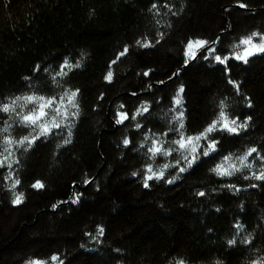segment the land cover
Instances as JSON below:
<instances>
[{
	"label": "trees",
	"instance_id": "obj_1",
	"mask_svg": "<svg viewBox=\"0 0 264 264\" xmlns=\"http://www.w3.org/2000/svg\"><path fill=\"white\" fill-rule=\"evenodd\" d=\"M253 33L264 0H0V103L35 93L69 112L22 148L5 137L36 134L33 105L0 111V264H264V53L236 59ZM221 111L246 127L211 133L189 166L179 131Z\"/></svg>",
	"mask_w": 264,
	"mask_h": 264
},
{
	"label": "snow or ice",
	"instance_id": "obj_2",
	"mask_svg": "<svg viewBox=\"0 0 264 264\" xmlns=\"http://www.w3.org/2000/svg\"><path fill=\"white\" fill-rule=\"evenodd\" d=\"M241 7H246V5H240ZM153 7H156V5H153ZM253 37H260L261 38V42L259 44H254L253 43ZM138 43H140L138 41ZM200 46H204L207 44V41H199L198 42ZM241 43H243L244 45H247L248 47L245 48L243 55L237 54L236 55V59L238 60H244L245 62H247V57L254 55L256 51L262 52L264 53V37H261L260 33H253L251 34V36L244 38ZM147 46V45H145ZM189 49L192 48V43L190 42L188 45ZM127 51V49H125V52ZM121 55H124V53L122 52ZM215 59L217 61L220 62H225L222 60L221 56L217 55L215 56ZM68 63L67 61L64 62V64L62 65V67H67ZM78 67V65H77ZM63 74V73H61ZM111 76V73H109V77ZM238 87V85H237ZM181 92H183V88L180 89ZM79 94V90H76L75 92L71 93V96L69 97V102L72 103L73 107L78 108V105L75 103L74 98ZM64 96H68V93H65ZM64 96L61 97L59 103L61 105H64ZM23 100L25 102L24 106L26 107L27 104H32L33 107L31 109H29L26 113H24L21 116V122L23 124H25V126H31L34 131L36 132V134H32L30 136H25L22 137L19 141H14L12 138L10 137H5V144L6 145H10V144H19L20 147L24 148L25 145H27L28 147H30L32 144L35 143L36 139L39 138L40 136H47L50 135L53 131V128L55 129H59L61 127V124L59 122V120L57 119V117H63L64 120L66 121L68 116H69V112L67 109V106H64L63 111L61 110L60 107H55V105L57 104V100L55 97H45V96H39L35 93L31 94V95H27V96H23V97H15L14 99H12L10 102L8 103H0V111H3L5 113H9V112H14L16 110L15 106L17 101ZM176 103L179 104L180 100L177 99ZM71 115L75 116L78 115L77 112H73L71 113ZM124 116V118H127V114H122ZM220 117L221 118H225L226 114L221 111L220 113ZM177 120L180 121L179 124V129H183L184 128V124H183V112L181 111L179 113V115L176 117ZM238 119V118H236ZM250 119V118H249ZM220 124L221 126L218 128L217 125ZM67 126V125H66ZM137 127H140V125H137ZM246 127V124H240L237 125L236 124V120H231L230 122L225 118L223 120H214L211 124H209L203 132L198 133L194 136H188L185 137L184 133L182 131H179V135L181 136L180 140H176L174 141V143L179 144L181 148L186 149L188 152L192 153V160L189 161V166H191V164L193 162H195L197 156L196 154L199 153L201 151L199 145V142L201 140L205 141V147L203 148V155L204 156H208L210 155V150L211 152H215L216 148H217V144L219 143V141H217L215 138H209L211 133L217 132V131H227L233 134L238 133L239 128H243ZM5 132H7V128L4 129ZM69 135H71V133L69 132ZM165 135H167V133H165ZM66 143L68 141H65ZM124 143L127 145L130 143L129 140H125ZM26 150V149H25ZM7 151V149H6ZM150 151L154 152V153H161L162 151L165 154L170 155L171 154V149H163L162 144L160 141H156L154 144V147L150 149ZM257 151L256 148H252L249 150L248 155H251L252 153H255ZM0 155H3L2 153H0ZM8 157H4V159H0V168L4 167L5 162L7 161ZM185 159H187V157H185ZM230 157H224V160H229ZM240 159H246V157H241ZM18 163V161H16ZM9 167H11V165H8ZM247 167H251V165H247ZM149 171H151V169H149ZM180 171H184L183 168L180 169ZM213 171H215L218 175H227V176H231L235 174V171H239V169L235 168V165H230L229 167H225L223 161L218 164L216 166V168L213 169ZM254 178L257 180H262L264 181V170L261 171V173L259 175H255L253 174ZM153 176H149L148 179H153ZM155 178H163V172L161 171L158 175L155 176ZM245 179H248V177H245ZM169 183H171L172 181L169 180ZM20 183V181L17 179L15 181V184L13 185V187H15L16 185H18ZM39 186V187H43V185L40 182H37V185H34V187ZM148 185L145 184V187H147ZM199 195L203 196L204 193L201 192L199 193ZM15 203H20L21 202V198L20 196H17L16 200L14 201ZM239 227V226H237ZM230 243H234V241H230ZM53 259H57L56 257H53ZM35 264H42V262L40 261H36ZM180 264H183V262L181 261ZM253 264H260L259 261H255L253 262Z\"/></svg>",
	"mask_w": 264,
	"mask_h": 264
},
{
	"label": "rangeland",
	"instance_id": "obj_3",
	"mask_svg": "<svg viewBox=\"0 0 264 264\" xmlns=\"http://www.w3.org/2000/svg\"><path fill=\"white\" fill-rule=\"evenodd\" d=\"M253 1H255V0H253ZM189 48V47H188ZM202 49V46H200L199 45V43L198 42H195V43H192V48L191 49H189V52L190 53H188L189 54V56H190V54L191 55H194V54H196V52L199 50H201ZM12 220V219H11ZM10 220V221H11Z\"/></svg>",
	"mask_w": 264,
	"mask_h": 264
},
{
	"label": "water",
	"instance_id": "obj_4",
	"mask_svg": "<svg viewBox=\"0 0 264 264\" xmlns=\"http://www.w3.org/2000/svg\"><path fill=\"white\" fill-rule=\"evenodd\" d=\"M259 54H260V52L259 51H256L254 55L248 56L247 58L254 57V56H258Z\"/></svg>",
	"mask_w": 264,
	"mask_h": 264
}]
</instances>
